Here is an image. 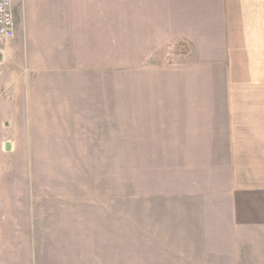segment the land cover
<instances>
[{
	"label": "rangeland",
	"instance_id": "rangeland-1",
	"mask_svg": "<svg viewBox=\"0 0 264 264\" xmlns=\"http://www.w3.org/2000/svg\"><path fill=\"white\" fill-rule=\"evenodd\" d=\"M228 1L24 0L18 62L61 2L68 74L35 121L0 117V264H264L229 137L264 84V16Z\"/></svg>",
	"mask_w": 264,
	"mask_h": 264
},
{
	"label": "crops",
	"instance_id": "crops-1",
	"mask_svg": "<svg viewBox=\"0 0 264 264\" xmlns=\"http://www.w3.org/2000/svg\"><path fill=\"white\" fill-rule=\"evenodd\" d=\"M244 2L258 4L260 10L264 12V0H247ZM94 5L96 6L94 13H98L99 4ZM94 5L86 6L88 10L92 11ZM227 5H231V3L228 0H223V8ZM23 7L24 0H16L14 5L16 27L19 25L18 9H23ZM65 7V3L57 2L51 6L52 19L50 18L47 22L42 17L46 27H49V24L52 23L55 29L52 28L51 33L42 36L40 49L37 45H32V53H26L23 66L21 61V64L18 62L17 57L20 47L18 28H16L15 37L7 40L1 47L0 117H6L5 121H35L33 104L37 99H43L35 92L62 89L60 77L68 74V56L67 53L60 56L56 44L66 39H62L59 27L63 21L61 14L66 13ZM81 8L83 10L82 6ZM262 12L261 15L264 16ZM94 13L88 14L95 16ZM237 21V18H235L231 22L236 23ZM37 41L40 43L38 39ZM253 41L256 40L253 39ZM263 41L264 39L261 40V38L257 40V42ZM23 43L25 44V41ZM46 43H50V45L45 50ZM6 54L9 55V59ZM3 66L5 67L2 68ZM55 76L60 78L59 82H54L57 79ZM50 81H53V83H50ZM244 91L245 93L242 94L245 97V102H250L251 105H246V110L243 112L251 113V121L245 124L242 127L243 129L230 132L232 135L229 137L233 140L230 145V154L233 157L232 165L234 164L232 170L235 171L230 200L233 204V213L237 225H239L238 228H250L254 235H264V84H254L251 89H245ZM255 245L259 247L257 248L259 250L260 244L255 243ZM262 256H264V251Z\"/></svg>",
	"mask_w": 264,
	"mask_h": 264
},
{
	"label": "built area",
	"instance_id": "built-area-1",
	"mask_svg": "<svg viewBox=\"0 0 264 264\" xmlns=\"http://www.w3.org/2000/svg\"><path fill=\"white\" fill-rule=\"evenodd\" d=\"M15 2L16 0H0V49L16 35Z\"/></svg>",
	"mask_w": 264,
	"mask_h": 264
},
{
	"label": "water",
	"instance_id": "water-1",
	"mask_svg": "<svg viewBox=\"0 0 264 264\" xmlns=\"http://www.w3.org/2000/svg\"><path fill=\"white\" fill-rule=\"evenodd\" d=\"M0 54H1V53H0ZM5 148H6V149L9 148V143H8V142H6V144H5Z\"/></svg>",
	"mask_w": 264,
	"mask_h": 264
}]
</instances>
